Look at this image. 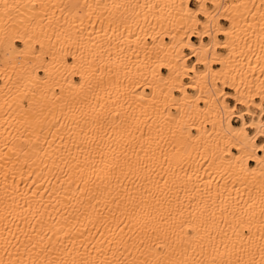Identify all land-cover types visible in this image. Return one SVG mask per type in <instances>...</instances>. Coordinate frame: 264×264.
<instances>
[{"label": "bare ground", "instance_id": "bare-ground-1", "mask_svg": "<svg viewBox=\"0 0 264 264\" xmlns=\"http://www.w3.org/2000/svg\"><path fill=\"white\" fill-rule=\"evenodd\" d=\"M263 103L264 0H0V264H264Z\"/></svg>", "mask_w": 264, "mask_h": 264}, {"label": "rangeland", "instance_id": "rangeland-1", "mask_svg": "<svg viewBox=\"0 0 264 264\" xmlns=\"http://www.w3.org/2000/svg\"><path fill=\"white\" fill-rule=\"evenodd\" d=\"M191 5H192V6H195V4H194L193 2L191 3ZM221 23L224 25V24H225V21L221 20ZM218 37H219L220 40H222V38H223L221 35H219ZM192 39H193L194 41H197V40H198V38L195 37V36H193ZM204 39L207 40V38H204ZM219 51H223V49H219ZM188 52H189V51H188L187 49H184V53H185V54H187ZM191 60H192V59H189L188 62H190ZM185 80H187V79H185ZM224 90H226V91H231V89H229L228 87H224ZM226 100L229 102V104H232V103H233V100L230 99V98H227ZM263 104H264V103H263ZM236 107H237V109H241V108H242V107L239 106V105H237ZM245 119H246V120H249V119H250V116H248V115L246 116V115H245ZM231 122H232L233 124H238L240 121H239L236 117H232V118H231ZM249 132H251V129H249ZM262 140H263V137H259L257 141L260 142V141H262Z\"/></svg>", "mask_w": 264, "mask_h": 264}]
</instances>
